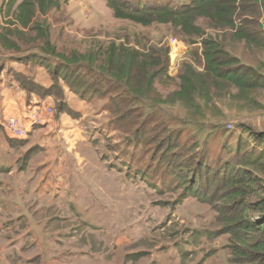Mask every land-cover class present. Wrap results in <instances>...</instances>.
<instances>
[{
	"label": "rangeland",
	"instance_id": "1",
	"mask_svg": "<svg viewBox=\"0 0 264 264\" xmlns=\"http://www.w3.org/2000/svg\"><path fill=\"white\" fill-rule=\"evenodd\" d=\"M23 1L0 0V91L25 101L27 114L52 107L53 121L80 133L70 139L38 125L13 140L0 129V256L8 264H235L228 213L212 193L189 196L188 181L234 163L239 147L260 152L249 132L264 133V90L210 81L208 98L185 104L175 94L186 66L207 72L210 38L263 76L264 51L204 20L192 38L172 25L119 20L105 0H56L23 28ZM120 1L181 8L192 0ZM111 45L158 61L153 87L141 94L102 70ZM59 55L77 63L56 73L66 63ZM261 163L252 171L264 180Z\"/></svg>",
	"mask_w": 264,
	"mask_h": 264
},
{
	"label": "trees",
	"instance_id": "2",
	"mask_svg": "<svg viewBox=\"0 0 264 264\" xmlns=\"http://www.w3.org/2000/svg\"><path fill=\"white\" fill-rule=\"evenodd\" d=\"M105 1L119 20H129L145 27L172 25L190 38L204 33L199 24L200 20H204L214 30L231 32L235 42H244L249 47L264 51V0H192L181 8ZM13 6L14 3L11 8ZM58 7L56 0H26L18 6L16 18L23 28H28L36 12L46 14ZM34 29L41 30L47 47H50L47 29L38 26ZM203 44L207 72L199 73L192 66H186L180 76L181 85L175 94L176 100L186 104L194 96L208 98L212 87L210 81L216 87L219 84L234 87L242 94L264 90V76L242 66L237 58L224 51L217 39L210 38ZM51 53L57 55L56 48ZM59 56L66 63L59 65L56 73H62L71 68V63H77L64 55ZM151 58L134 49L111 45L106 50L101 69L111 72L119 82H134L135 91L142 94L153 87L158 75L152 71L158 61L152 63ZM249 133L256 148H260L257 155L255 150L242 154L239 147L234 163L226 162L215 170H207L208 175L204 177L195 176L188 181L190 187L187 191L189 196L195 197L212 193L209 201L220 200L221 209L228 213L227 231L235 241L232 247L235 264H264V180L252 171L263 166L264 133Z\"/></svg>",
	"mask_w": 264,
	"mask_h": 264
},
{
	"label": "crops",
	"instance_id": "3",
	"mask_svg": "<svg viewBox=\"0 0 264 264\" xmlns=\"http://www.w3.org/2000/svg\"><path fill=\"white\" fill-rule=\"evenodd\" d=\"M0 95H1L0 96V116L5 115L1 117L2 119L0 118V129L2 128L1 126L2 121H4L5 119L9 117H14V118L21 120V118L32 117V115L37 111V109H32L29 112L30 114H27L28 112L26 110V103L20 97L7 98L6 96H4L5 94L3 95L1 91H0ZM24 122L29 124L30 121L26 120ZM65 123L66 122H64L63 120H60L58 123H56L55 121H53V119H50L46 123L41 125L42 126L41 128H43L44 131L48 134L52 132L53 133L56 132L55 130L59 128L60 130L58 133H60L63 137H67L70 139L72 138V136H77L78 133H80L78 126L73 127L72 125H68ZM3 132L6 134L5 131ZM13 140H16V139H13ZM0 166H2L3 168V165H0ZM2 170H4V172H8L10 171V167L5 166L4 169ZM0 259L2 261H6V263L8 264V261L5 260V258H3L2 256H0Z\"/></svg>",
	"mask_w": 264,
	"mask_h": 264
},
{
	"label": "built area",
	"instance_id": "4",
	"mask_svg": "<svg viewBox=\"0 0 264 264\" xmlns=\"http://www.w3.org/2000/svg\"><path fill=\"white\" fill-rule=\"evenodd\" d=\"M177 41H173L172 45L175 46ZM54 109L52 107H46L44 109L37 110L32 117L25 123L20 119L9 117L2 121L1 126L6 132L7 136L11 139L24 140L28 137L30 129L34 126L43 125L48 120L54 117Z\"/></svg>",
	"mask_w": 264,
	"mask_h": 264
}]
</instances>
